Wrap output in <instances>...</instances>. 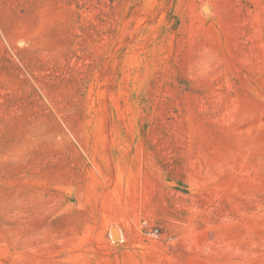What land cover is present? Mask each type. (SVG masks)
<instances>
[{"label": "rangeland", "instance_id": "obj_1", "mask_svg": "<svg viewBox=\"0 0 264 264\" xmlns=\"http://www.w3.org/2000/svg\"><path fill=\"white\" fill-rule=\"evenodd\" d=\"M0 264H264V0H0Z\"/></svg>", "mask_w": 264, "mask_h": 264}, {"label": "bare ground", "instance_id": "obj_2", "mask_svg": "<svg viewBox=\"0 0 264 264\" xmlns=\"http://www.w3.org/2000/svg\"><path fill=\"white\" fill-rule=\"evenodd\" d=\"M118 234H119V236H120L121 238H124V232H123V231L118 230Z\"/></svg>", "mask_w": 264, "mask_h": 264}, {"label": "built area", "instance_id": "obj_3", "mask_svg": "<svg viewBox=\"0 0 264 264\" xmlns=\"http://www.w3.org/2000/svg\"><path fill=\"white\" fill-rule=\"evenodd\" d=\"M156 232H157V229L153 230V232H152V233H153V235H155V234H156Z\"/></svg>", "mask_w": 264, "mask_h": 264}]
</instances>
